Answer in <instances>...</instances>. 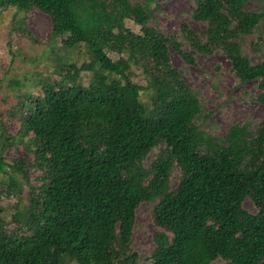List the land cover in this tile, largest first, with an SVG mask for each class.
<instances>
[{
    "label": "trees",
    "instance_id": "trees-1",
    "mask_svg": "<svg viewBox=\"0 0 264 264\" xmlns=\"http://www.w3.org/2000/svg\"><path fill=\"white\" fill-rule=\"evenodd\" d=\"M164 1L0 0L15 7L11 32L37 42L25 20L38 9L50 18L48 40L84 57L74 72L58 62V78L32 79L39 93L8 111L15 133L0 113V264H264V123L211 133L212 111L171 63L172 52L194 65L220 51L238 82H256L264 107V53L254 63L246 50L259 51L264 0L253 9L192 0L191 19L205 27L184 22L181 37L153 22ZM16 144L29 157L6 162ZM2 192L16 199L7 215ZM142 202L156 227L147 255L133 247Z\"/></svg>",
    "mask_w": 264,
    "mask_h": 264
},
{
    "label": "rangeland",
    "instance_id": "rangeland-1",
    "mask_svg": "<svg viewBox=\"0 0 264 264\" xmlns=\"http://www.w3.org/2000/svg\"><path fill=\"white\" fill-rule=\"evenodd\" d=\"M257 6V2L252 0H247L245 4L247 9ZM193 8L192 0H165L155 13L156 20L153 22L164 33H175L179 37H181L180 25L184 22L188 23L193 30L199 31L205 25L191 19ZM14 11L15 7L0 9V113L3 114L4 119H7L6 126L11 133L16 132L18 122L16 119L9 120V109L17 101L25 98L24 93H39L38 86L31 85L32 79L45 76L58 78L59 72L56 71V65L64 61L73 62V65L65 67L63 73L74 72L84 58L77 50L67 52L60 46L59 39L48 40L47 34L51 28L50 18L38 9L30 10L25 20L37 42L23 32H11V18ZM126 25L135 32L138 31V26L131 20H126ZM259 33L262 36V40L259 41V51L252 52L251 48L246 46L249 58L254 63L258 62L261 54L264 53V32L261 33V30H258L252 37L253 40H257L256 36ZM183 47L188 49L186 42L183 43ZM109 54L114 58L117 56L111 52ZM171 63L188 85L198 89L202 105L212 111L208 118L211 133L222 135L230 123L245 119H250L256 125L264 123V107L253 98L258 91L256 82H238L231 72L229 60L222 52L215 51L210 55L197 54L194 65L186 63L178 54L172 52ZM84 79L88 81V74L84 73ZM135 79L140 85L146 82L141 77ZM17 81L23 84H15ZM139 95L144 104L151 107L149 93L142 89ZM22 156L29 157L28 153L17 144L4 153L6 162ZM30 172L31 176L36 175L32 167ZM7 176L0 172V181L3 183ZM172 182L175 184L174 179ZM5 186L3 183L0 189H4ZM2 194V203L6 207L7 215L8 205L16 199L14 195H6L5 192ZM5 197L7 198L4 199ZM244 208L255 212V207L249 200L244 202ZM149 209L150 205L144 202L136 205L133 247L142 255L149 254L152 249V234L156 229L150 220ZM211 264H222V262L217 260Z\"/></svg>",
    "mask_w": 264,
    "mask_h": 264
}]
</instances>
